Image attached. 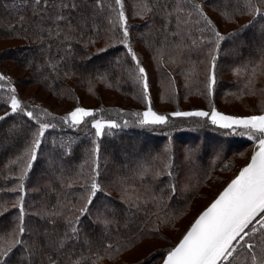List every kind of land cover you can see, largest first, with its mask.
I'll list each match as a JSON object with an SVG mask.
<instances>
[{"label":"trees","instance_id":"1","mask_svg":"<svg viewBox=\"0 0 264 264\" xmlns=\"http://www.w3.org/2000/svg\"><path fill=\"white\" fill-rule=\"evenodd\" d=\"M202 2L204 0H196V3ZM105 3L108 6L105 14H108L109 7H114L113 0H105ZM208 3L232 14L230 19H225L219 12L205 9L226 37L217 54L216 83L211 96L207 78L212 45L204 44L178 53L175 47L165 42L160 18L156 17L155 22L149 24V17L133 16L137 10L134 0H125L130 43L147 72L151 107L158 114L168 116L169 121L166 125L141 126L138 117L132 113L145 111L148 104L143 99L135 62L127 54V49L112 39L113 36L119 38V28L112 31L111 25L102 21L99 37L92 34L95 43L88 47L76 44L66 59L61 60L58 57L65 55L63 51L41 54L37 51V44L32 42L30 32L25 36L23 31L10 30L8 24L15 22L23 7H13V0H0V41H12V45L0 51V74L8 78L0 82V116L10 113L12 93L8 89L14 87L23 112L32 111L36 117L34 122L23 112H18L0 121V205L11 210L0 217V229L9 227L17 212L11 200L20 193L9 188L20 182L18 177L24 167V160L20 158L26 143L40 122L50 123L56 127L46 131L37 159L23 181L25 207L29 210L38 208L43 193L50 186L56 187L57 194L47 196L48 201L55 203L58 196H66L76 203V207L82 206L85 193L81 182L66 188L61 187L56 177L63 173L66 177L64 183H71L77 176L87 180L90 173V164L85 163L87 150L96 140L100 144L102 169L99 181L111 194L108 197L98 194L99 200H110L117 210L122 209V178L126 181L124 187L130 189L129 195H135L144 186L149 187L156 197L131 217L128 228L119 230L121 235L110 237L114 247L99 264L162 262L195 217L248 163L258 142L250 140L246 134H238L244 133V129H222L211 124L208 118L170 114L196 110L211 112L215 107L220 113L231 116L264 115V75H257L254 86H245L251 66L261 59L257 49L264 47V16L254 20L247 14L244 0H208ZM254 3L264 11V2L254 0ZM234 9L238 11L234 12ZM230 33L239 34L227 38ZM208 38L211 39V33ZM105 48L106 51H99ZM25 51H32V56L27 57ZM245 65H249L248 71ZM261 68L264 69V65ZM235 69H240L239 75L234 74ZM32 86L47 93L61 110L50 108L35 94L23 97L21 90ZM76 107L95 110L96 119L114 121L120 127L106 128L104 134L96 138L90 125L72 128L63 124L61 118ZM45 111L51 115L44 116ZM124 121L129 122L127 126ZM71 141L74 143L70 144ZM60 145H64L63 150ZM221 146H225L223 151H211V148ZM69 147L72 154L63 155ZM165 148L169 150L167 153ZM169 155L174 157L172 177L164 168ZM123 156L130 162L127 163ZM17 160L20 162L14 163ZM50 161L60 164L52 174L54 167ZM145 169L160 170L161 175L159 178L142 176ZM172 184L176 188L174 195L170 188ZM36 187L42 192L33 191ZM34 220L35 217L26 216L29 226ZM59 226L63 228V222ZM82 227L91 236L99 237L98 228L91 231L93 225L89 217H84ZM156 239L164 244L139 261L130 258L142 243ZM19 259L20 251L17 250L8 264H19Z\"/></svg>","mask_w":264,"mask_h":264},{"label":"snow or ice","instance_id":"2","mask_svg":"<svg viewBox=\"0 0 264 264\" xmlns=\"http://www.w3.org/2000/svg\"><path fill=\"white\" fill-rule=\"evenodd\" d=\"M264 2V0H261ZM247 14L257 17L264 16V11L257 7L254 0H244ZM114 7H108L105 0H13V7H23V12L16 17L15 22H10L8 28L12 31H23L25 36L30 32L32 42L37 44V51L48 55L52 51H63L65 55L59 59H66L74 45L83 47L95 43L92 34L99 37L102 21L111 25V30H120V36H113L115 43L122 44L127 49V54L135 62L138 72V80L142 87L143 99L147 102V110L141 113H132L138 117L141 126L166 125L168 116L158 114L151 107L149 96V83L147 72L141 66L137 54L130 43V32L126 14L125 0H113ZM139 5V6H138ZM133 16L149 17L148 23L155 22L156 17L161 20V32L166 43L175 47L178 53L192 48H199L204 44H211V61L207 78L209 96L212 95L213 86L216 83V61L220 44L226 39L220 33L216 24L209 16L206 8L219 12L225 19H230L231 13L224 11L214 4L204 0L196 3V0H134ZM234 12L238 9H234ZM112 13L115 15L113 16ZM245 27H248L246 25ZM199 33V35H195ZM211 33V39L208 38ZM239 33H230L229 37ZM171 38V39H169ZM100 49L99 51H106ZM261 59L250 68V75L245 85H253L257 75H264V47L257 49ZM251 64V62H249ZM56 67L55 64L51 65ZM249 70V65H245ZM234 74L239 75L240 69H235ZM8 78L0 74V82ZM10 83V82H9ZM10 96V113L0 116V121L9 114L23 112L20 100L16 96V89H8ZM29 119L36 121L32 111L23 112ZM44 116H50L46 111ZM174 117H199L208 118L211 124L222 129L246 130L250 140H258L257 151L251 157L250 163L244 167L238 176L232 180L220 193L217 199L205 210L192 224L180 242L166 253L164 264H264V115H251L248 117H236L220 113L213 107L211 112L176 111L170 114ZM97 111L76 107L66 116L62 117V123L72 127L88 126L94 129V136L100 138L104 130L120 127L114 121L96 119ZM88 118H93L88 120ZM124 121V125H128ZM56 125L40 122L32 133V138L26 143L23 157L24 167L18 177L19 184L10 187V191L20 194L11 200L17 210L12 224L0 229V264H8L12 254L20 251L19 264H99L114 247L110 237L121 235V228H128L132 223L131 217L143 210L150 199H155V194L149 187L142 186V190L135 195H129V188L124 187L126 181L121 179L122 199L120 204L124 207L117 210L111 205L110 200H99L98 194L105 197L111 194L104 190L101 175L100 144L92 141V146L87 150L90 164V173L87 180L82 176L72 178L71 183H64L66 177L61 173L56 181L61 187L71 188L76 182H81L85 195L82 196L83 204L76 207L74 201L66 196H58L55 203L46 199L49 195H56L55 186H50L43 193L40 206L31 210L25 207L24 179L31 171L33 162L37 159L38 150L42 139L49 128ZM74 143V141L69 142ZM53 147L57 146L55 143ZM61 150L64 145L59 146ZM169 150L165 148L167 153ZM72 154L69 147L63 151V155ZM26 157V159H24ZM17 160L14 163H19ZM174 157L169 155L164 161L165 173L172 177L174 173ZM143 175H152L159 178L160 170L151 171L145 169ZM141 176V178H142ZM90 181V182H89ZM171 193H175V185H170ZM2 190V189H0ZM33 191L41 193L42 189L36 187ZM70 195V194H69ZM11 210L0 205V217ZM35 217L31 226L26 223V216ZM87 216L93 225L92 232L99 229V237H94L84 231L82 222ZM63 222L64 227L59 225Z\"/></svg>","mask_w":264,"mask_h":264},{"label":"rangeland","instance_id":"3","mask_svg":"<svg viewBox=\"0 0 264 264\" xmlns=\"http://www.w3.org/2000/svg\"><path fill=\"white\" fill-rule=\"evenodd\" d=\"M3 8H5L3 6ZM231 44H233V42H231ZM10 45H12V41H8V40H4V41H0V51L3 49H7V47H9ZM24 54L27 57H31L32 56V51H25ZM110 59V58H107ZM22 73V72H21ZM21 94L23 97H26L30 94H35L36 96H38L41 100H44L46 102L47 106H50V108L59 111L61 110L60 105L57 104L52 98H49L48 94L38 90L36 87L32 86V87H27L25 89L21 90ZM147 110V109H146ZM226 115V114H225ZM236 117H245V116H236ZM225 147V146H224ZM224 147L221 146L220 148H211V151H219V150H224ZM197 149L199 150V147H197ZM123 159H125V161L128 163L130 162L129 160H127V158L125 156H123ZM131 161H136V159H132ZM50 163L53 165V170H51V174L53 173L54 170H58V168L60 167V164L58 163V161H50ZM138 164V162L136 161L135 164ZM164 244V242H162L161 240H147L144 243H142V245H140L132 254H130V258L135 259V261H139L145 257H147L151 252H153L155 249L159 248V246H162Z\"/></svg>","mask_w":264,"mask_h":264},{"label":"water","instance_id":"4","mask_svg":"<svg viewBox=\"0 0 264 264\" xmlns=\"http://www.w3.org/2000/svg\"><path fill=\"white\" fill-rule=\"evenodd\" d=\"M258 143V142H257ZM257 143H256V145H257ZM255 145V148H254V150H253V152H252V154H251V157L254 155V153L258 150L257 149V146ZM251 157H250V159H249V161H248V163L247 164H245L240 170H239V172L244 168V167H246L249 163H250V161H251ZM239 172L225 185V187L216 195V197L208 204V206L207 207H205L196 217H195V219L192 221V223L190 224V226L188 227V229L184 232V234L182 235V237L180 238V240L183 238V236L186 234V232L190 229V227L192 226V224L195 222V220L199 217V215L203 212V211H205L214 201H215V199H217L218 198V196L220 195V193L227 187V185L232 181V180H234L237 176H238V174H239ZM180 240L178 241V243L180 242ZM177 243V244H178ZM176 244V245H177ZM175 245V246H176ZM174 246V247H175ZM166 258V257H165ZM165 258L162 260V262L160 263V264H164V260H165Z\"/></svg>","mask_w":264,"mask_h":264}]
</instances>
